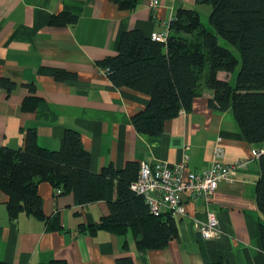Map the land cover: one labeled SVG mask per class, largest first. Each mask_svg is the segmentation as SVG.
<instances>
[{"label": "crops", "instance_id": "crops-1", "mask_svg": "<svg viewBox=\"0 0 264 264\" xmlns=\"http://www.w3.org/2000/svg\"><path fill=\"white\" fill-rule=\"evenodd\" d=\"M149 2L138 0L133 10H122L110 0H0V77L16 84L8 93L0 88V145L23 147L26 130L34 128L40 146L58 149L65 129L74 128L90 155L92 172L107 164L121 169L127 161L172 164L184 154L186 169L200 172L211 166L216 151L219 159L245 160L246 166L233 174L232 183H220L208 204L202 199L186 202L185 214L173 217L178 236L160 249L138 250L130 229L124 235L105 229L90 234L86 226L109 214L103 200L78 205L71 192L59 193L49 182H39L42 211L47 217L58 214L56 229L25 212L10 218L8 195L0 190V261L113 264L117 257L130 256L135 264H205L220 259L264 264L260 240L264 215L255 200L261 168L259 158L251 156V150L262 144L243 139L231 109L208 105L212 96L208 89L193 99L189 112L164 121L160 135L138 132L131 116L145 108L149 96L114 86L97 65L117 51L119 38L128 29L152 38L165 30L179 6L195 8L200 19L208 18L211 10L195 0H158L155 8ZM62 12L76 16L75 22L50 24L51 17ZM230 47L239 59L238 51ZM52 68L75 77L57 80L42 71ZM237 70L217 75L233 86ZM26 96L38 97L32 111L20 107ZM207 211L218 219V235L211 239H203L194 224L195 219L206 221Z\"/></svg>", "mask_w": 264, "mask_h": 264}, {"label": "trees", "instance_id": "trees-1", "mask_svg": "<svg viewBox=\"0 0 264 264\" xmlns=\"http://www.w3.org/2000/svg\"><path fill=\"white\" fill-rule=\"evenodd\" d=\"M122 10H133L138 0H110ZM211 6L208 21L213 31L200 19L195 8L179 6L166 25V40L160 42L144 36L138 29L122 32L117 51L97 61L116 87H128L149 96L142 111L131 116L134 128L158 136L164 121L180 111L189 112L192 101L204 89L212 91L208 105L217 110L231 109L243 139L264 146V0H195ZM76 16L67 12L53 15L52 25L74 23ZM224 39L239 53L222 45ZM235 84L218 78V72H233L238 67ZM57 80L75 77L64 69L42 70ZM16 84L0 77V88L10 92ZM31 89V88H30ZM36 96H26L21 109L32 111ZM259 147V148H261ZM255 186L258 210L264 215V153ZM138 162L127 161L123 168L112 164L98 172L90 170V155L84 149L80 133L66 128L58 149L37 143L36 131L28 128L24 146L0 145V190L8 195L10 218L25 212L45 221L50 228L60 227L58 214L47 217L38 194L39 182H49L59 193L71 192L78 205L103 200L109 214L86 226L90 234L105 229L124 235L133 232L138 250L164 248L178 236L174 218L169 213L153 215L142 196L130 189ZM260 240L264 250V225L260 223ZM0 264H8L0 261ZM48 264H66L51 259ZM113 264H135L130 256L117 257ZM205 264H232L226 259L206 260Z\"/></svg>", "mask_w": 264, "mask_h": 264}, {"label": "built area", "instance_id": "built-area-1", "mask_svg": "<svg viewBox=\"0 0 264 264\" xmlns=\"http://www.w3.org/2000/svg\"><path fill=\"white\" fill-rule=\"evenodd\" d=\"M158 0H150L149 6L155 8ZM166 29L152 35V39L160 42L166 40ZM264 153V146L251 150V156L258 158ZM211 166L203 171L195 172L186 169L187 155L184 154L177 163L139 161L137 175L130 184V189L142 196L149 211L153 215L169 213L172 217L185 214V203L202 199L208 204L218 185L222 182L232 183L233 174L247 164L245 160L226 162L215 153ZM59 192V189H57ZM198 233L203 239H211L218 235L219 226L216 214L206 212V221L194 220Z\"/></svg>", "mask_w": 264, "mask_h": 264}, {"label": "rangeland", "instance_id": "rangeland-1", "mask_svg": "<svg viewBox=\"0 0 264 264\" xmlns=\"http://www.w3.org/2000/svg\"><path fill=\"white\" fill-rule=\"evenodd\" d=\"M201 19L203 20V21L201 20L202 23H203L205 26L207 25V28L213 31V28H211V26H209L210 24H209L208 18L201 17ZM219 41H220V43H221L222 45H225V46H227V47H230V45H229L224 39H222V38L219 37ZM230 48H231V47H230ZM235 53L237 54V52H235ZM237 55H238V54H237ZM238 68H239V66L237 67V69H238ZM232 83H233V85H234V84H235V81H234V82L232 81Z\"/></svg>", "mask_w": 264, "mask_h": 264}]
</instances>
